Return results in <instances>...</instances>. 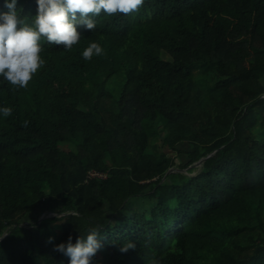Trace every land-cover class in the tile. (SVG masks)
I'll use <instances>...</instances> for the list:
<instances>
[{"label": "trees", "instance_id": "16d2710c", "mask_svg": "<svg viewBox=\"0 0 264 264\" xmlns=\"http://www.w3.org/2000/svg\"><path fill=\"white\" fill-rule=\"evenodd\" d=\"M95 19L71 51L42 41L27 88L0 78V264H69L53 248L90 227L92 264H264V0H144ZM92 42L104 54L86 61Z\"/></svg>", "mask_w": 264, "mask_h": 264}, {"label": "clouds", "instance_id": "9594fccd", "mask_svg": "<svg viewBox=\"0 0 264 264\" xmlns=\"http://www.w3.org/2000/svg\"><path fill=\"white\" fill-rule=\"evenodd\" d=\"M36 4L37 14L31 22L18 10V0H5L7 11L0 13V78L14 88H27L34 74L45 65L41 56L42 41L71 51L82 38L78 25L92 31L96 27L95 18L102 13L130 15L140 10L144 0H36ZM103 54L104 49L97 42L90 43L82 53L86 61ZM12 112L11 107H0L4 118L10 117ZM27 124L25 121L24 126ZM100 231L99 227H90L86 239L80 236L73 244L69 236L66 243L56 245L53 251L68 257L69 264H92L102 247ZM52 240L50 237L48 242ZM135 249V242L128 241L118 250L128 253ZM148 264H161V261L153 256Z\"/></svg>", "mask_w": 264, "mask_h": 264}, {"label": "rangeland", "instance_id": "374dc122", "mask_svg": "<svg viewBox=\"0 0 264 264\" xmlns=\"http://www.w3.org/2000/svg\"><path fill=\"white\" fill-rule=\"evenodd\" d=\"M118 83L117 81H113L111 83H109L108 87L110 90H115L118 91ZM181 149V148H179ZM154 150L156 152H164L168 157H175L177 156L176 154L166 150L164 147H162V145L160 144L159 141H157V144L154 147ZM155 205V201L149 200V199H143L142 197H135V198H130L126 201V206L128 208H139L140 211L145 210V209H149L150 207ZM35 217H40V219H42V217H53L55 216L54 212H51L49 209H47L46 207H40L39 211L34 215ZM97 258V257H96Z\"/></svg>", "mask_w": 264, "mask_h": 264}, {"label": "built area", "instance_id": "2783aa9c", "mask_svg": "<svg viewBox=\"0 0 264 264\" xmlns=\"http://www.w3.org/2000/svg\"><path fill=\"white\" fill-rule=\"evenodd\" d=\"M88 178H99V179H105L106 175L103 173H100L96 170H91L89 171Z\"/></svg>", "mask_w": 264, "mask_h": 264}, {"label": "water", "instance_id": "95a60500", "mask_svg": "<svg viewBox=\"0 0 264 264\" xmlns=\"http://www.w3.org/2000/svg\"><path fill=\"white\" fill-rule=\"evenodd\" d=\"M215 153H216V152H215ZM215 153H213V154L209 155L208 157L202 159V160H201L200 162H198L195 166H196V167L201 166L206 160L212 158V157L215 155ZM171 172H172V171H169V173H171ZM43 220H44V217H42V219H40L39 222H42ZM6 237H7V236H5L3 239H1L0 242H2Z\"/></svg>", "mask_w": 264, "mask_h": 264}]
</instances>
